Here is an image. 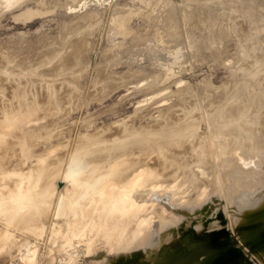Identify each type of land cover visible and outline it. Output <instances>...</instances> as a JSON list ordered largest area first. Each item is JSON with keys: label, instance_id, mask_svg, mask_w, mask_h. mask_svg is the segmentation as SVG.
<instances>
[{"label": "rangeland", "instance_id": "obj_1", "mask_svg": "<svg viewBox=\"0 0 264 264\" xmlns=\"http://www.w3.org/2000/svg\"><path fill=\"white\" fill-rule=\"evenodd\" d=\"M2 1L5 2L0 0V2ZM6 1L10 2L11 6L8 5L9 3L6 4L7 2L4 4L8 5L9 8L12 7V9L10 8V11L7 6L0 5L2 7L0 13L3 16L0 15V84L2 83L0 92L5 94L7 91L5 95L0 93V108H4L3 110L16 108V111L19 112L17 108L23 107L25 105L24 101L22 103L12 102L10 98H13V96L9 98L7 96L8 92L11 90V94L16 95L17 90L22 87L26 89L27 84L31 83L29 81H33V79L36 82L45 81L43 77L39 79L38 76L35 79V76L44 75L46 79L47 75H51L54 77L52 79L57 77L60 79V73L65 74L66 72L63 69H68L67 72H70H66V76H61L64 78L60 79V89L67 90L63 97L64 100L60 104L43 101L41 105L38 104L40 106L38 110L30 106L34 116L29 123L23 126L19 124V129L7 131L5 133L9 134L7 139L0 142L1 147L10 148L0 151V200L15 196L19 190L26 191L31 188L30 191L33 189L40 191L47 181H56L53 182L54 185L56 184V195L55 192L52 195L53 202L50 203L52 206L49 207L50 204L47 206L49 217H46V215L44 219L43 226L45 230L42 231L43 236L41 234V237L38 238L26 237V234L14 232L17 236L24 238L22 246L19 247L18 245L10 255L0 260V264H30L31 259H33L34 264H38V262L44 264L43 261L46 256H53L55 248L51 247V244L56 246L58 242L61 251L59 254L54 251L56 258L54 264H264V232H258L264 217V194H262L264 185L254 187L258 183L257 175L264 172V156H261L264 151V136L261 139L259 136L254 138L256 141L253 140V143L258 142L257 147L256 145L253 147L252 143L250 146H243L245 151L251 149V155L243 156L239 158L240 161L233 164L228 162L223 165V168L229 170L231 176H238L235 179L237 184L243 185L245 183V189L239 188V191L243 193L253 188L254 191L250 194L253 193L256 198H259L257 204L251 207H243L242 210L236 205L226 204V199L221 198L222 192H226L225 186H227L228 177L216 181L215 164L209 159L208 141L197 143L194 146V152L198 153V157L206 163L199 169L197 166L196 173L200 175L199 180L214 187L213 189L208 188L209 192L212 191L213 193L206 194L205 197L207 198H204V202L194 204L195 202H191V200L194 198L192 191L195 190V185L191 184V187H189L190 183L188 185L184 182L179 183V187L185 192L182 200L190 202V205H183L186 208H181L178 215L182 217L176 218L177 222H173L164 231L160 232L159 236H163V238L158 240H164L165 243L162 242L163 244L158 245V248L155 247L157 250L153 249L156 253L150 254L151 252L148 249L139 247L128 254L114 256L115 254H107L106 249H101L100 246H103V242L117 239L115 231L118 228H114L115 223H111V216L105 212L99 222L102 223L103 229L112 232V229H114V232L105 237V231L100 233L99 230L97 232V229L95 231L91 229V223L98 221L99 216H94L100 208L96 205L94 198L85 194L86 189L77 185L73 188H70L72 187L71 184H69L70 187L68 185L72 189L68 195L75 198L78 208L86 210L85 213L77 212L79 222L82 225L81 229L74 234L76 230L74 231L73 227L70 228L71 219L74 216L68 213L66 217H63L68 212L64 209V206H62L60 213H56V209L58 211L59 207V199L67 193L65 186L68 183L66 184V182H69L66 176L63 178V173L69 171L72 165L79 164V181H87L91 176H100V174L102 175V173L109 170L114 160L113 166L115 167H121L122 165L128 167L139 160V158L131 155L128 162L119 164L125 160H121V155L117 158H110L106 156L107 154L99 156L98 153L105 152L103 149H100L97 152L98 155H94L92 158H85L87 155L82 157L84 153L79 152V150L85 138L94 137L100 144H105L112 140L125 138V133L130 129L134 130V134H145L150 130L156 131L161 127L165 128L167 124L169 125L176 118V115L177 117L180 115L179 110L181 109L179 106L182 108V104L187 112L191 111L190 114L201 119L205 116V111L213 112L220 107L221 102H224L227 98L228 93L226 91L228 89L226 86L229 91L232 90L247 71L250 72L252 67L255 68L254 63L264 57V28L254 25L255 21L264 20L262 5L255 3V6L250 7L248 1L245 2L246 0H241L245 5L241 1L240 3L239 0H217L218 2L216 0H214L215 2L206 0L208 5L212 2V5L215 6L216 4V6L209 9L205 2L206 7L203 8L205 10L200 9L193 12L192 16L182 22L180 19L175 20L176 17L172 15H175L174 11L179 13L178 17L180 14H184L182 11L184 9H181V7H185L184 0H37L40 1V6L37 4L39 7L36 5L37 1L35 0H29V2L28 0H17L16 3H14L15 0ZM187 1L188 6L192 1ZM18 2H21L20 5H18ZM15 4L18 6L17 8ZM172 7L174 13L169 10ZM247 8L248 10L252 9V11H247ZM245 11L251 13L250 18L247 17L249 14ZM207 13H210V18L209 16L206 17ZM170 15L175 22H172ZM167 18L170 20L168 21ZM124 20L125 22L122 23ZM75 24H78L80 28L85 25V29L87 24H91L87 25L88 29H86L90 32L85 33L84 27L80 29L78 25L74 27ZM68 27L69 29L72 28L73 32L75 30L76 32L79 31L77 30L79 28V33L82 36H77L76 39V32L73 33L68 30ZM89 27L93 28L89 29ZM121 27L126 31L120 30ZM187 27L190 29L188 32H186ZM118 30H120V34ZM256 30H259L258 36ZM70 31L74 38H69V36H72L71 33L68 35ZM65 32L68 34L66 35ZM79 33L76 35H79ZM128 33L129 35H127ZM85 34L90 38L86 37ZM177 35L179 38H177ZM62 36L69 39V41L66 40L65 43V38L62 39ZM187 36L189 38L188 43ZM254 36L257 41L253 40L255 39ZM71 39L75 42V47ZM134 40L140 41L136 42ZM190 40L193 42L192 51L194 52L191 51L192 54L194 53L193 58L189 56L191 50ZM63 42L65 45H67V42L68 44L71 43V47H69L72 51H70V48L67 51V46H63ZM133 43L137 44L134 45ZM61 46L64 47V52L61 50ZM76 46L77 49L79 47V50H83L82 56L80 53L79 57L81 56L84 60L87 58V62L78 58L79 61H76V63L84 62V64L79 63L77 66L76 63H73L74 58L71 57L76 51H79ZM54 50L56 55H58L57 50H61L65 57H62V54L60 57L63 59L59 55L57 57L58 60H63L62 62L66 60L65 63L56 62L57 58H55L56 60L54 58L49 59V55L50 57L54 56ZM85 51L91 57L85 55ZM52 52L53 55L50 54ZM115 53L117 54L115 55ZM75 54L78 56L79 53ZM47 56L48 62L52 60L49 64ZM83 56L88 57L83 58ZM111 56H113L112 59ZM67 57L68 59L71 57L69 61L66 59ZM105 57L106 59L110 58L111 61L114 58L116 60L114 59L115 62L113 60V63L106 60L109 65L106 64L105 67L104 61L102 62ZM71 59L72 61H70ZM8 60H13V63L9 61L14 66L11 69L8 68L11 66L7 65L9 64ZM23 60L25 62L23 64H27V67L30 66V70H28L30 74L22 76L27 78L28 75H32L31 78L33 79L30 76L28 79H21L22 71L17 68L20 67L19 65L22 64ZM15 62L20 63L17 65ZM50 63L52 65L54 63L62 64L64 68L59 65L60 68L55 70L58 65L55 64V67ZM80 64H82L81 67L84 66L82 68H85L83 69L85 73L80 68ZM72 66H76V68H72ZM85 66H89L88 70ZM59 69L62 72L58 71ZM77 70L80 72L82 70L81 73L85 75L80 74ZM45 71L51 72L46 74ZM75 71L78 73H75ZM172 72L174 74H171ZM56 73H59V75L57 74V76ZM70 73H75L74 76L76 77H73V74L67 76ZM262 74L264 75V73ZM54 75H56V78ZM111 75H114L113 78ZM126 75L129 77L132 75L131 78L134 76L135 79L129 78L128 80ZM48 76L47 79L52 80ZM259 76L258 86H264V76ZM122 77L127 79L123 78V81H118V78L122 80ZM154 77L156 79L152 83ZM115 78L118 82L113 80ZM37 79L39 80L37 81ZM136 79L140 80L139 84ZM179 79L180 85H178ZM25 80H28L29 83L26 84ZM182 80L184 83H181ZM35 81L32 83H36ZM146 81L148 83L145 84ZM3 82L7 83V86ZM65 82L73 83L71 85L75 89L65 85ZM22 83L26 86H22ZM106 83L111 84L107 86L109 87L107 91L103 87L104 85L102 86ZM181 84L183 88L180 87ZM176 86L177 88H175ZM135 88L137 89L135 90ZM101 89H103V92ZM184 89L190 94L195 93L194 96L191 94L192 98L188 92L190 98L184 95V98L186 97L190 101H187V99L185 101L184 98L180 97V93ZM176 91H179L180 95L177 94L178 92L175 93ZM19 92L21 94L22 91ZM164 92H168V96ZM199 93L203 96L200 102L198 98L195 99L200 95ZM175 94L180 98L178 97V99ZM1 96H4L5 99ZM157 98L160 102L155 100ZM179 100L185 102L181 103ZM196 106L199 108H195ZM167 110L168 115L165 114ZM173 110L174 112L177 111L176 114ZM16 111L10 112L7 120L18 123L19 118L22 116L19 117ZM160 111L163 113H160ZM158 114H160V120ZM163 115L167 118H163ZM161 116L166 120L163 121ZM200 132L201 138L207 134L206 124H200ZM0 134L2 133L0 132ZM191 152L188 150L187 154L182 157V166L193 160L196 161ZM8 157L10 160H8ZM156 158L159 159L157 156ZM75 159L77 162H74ZM42 162H45L43 166H41ZM170 169L169 167L167 170L165 169L167 174L170 173ZM54 170H59L58 177H55L57 180L45 176ZM41 171H43L45 177L43 176L42 182H39L40 186L37 184L38 181H36L35 176L37 172ZM180 172L171 176L177 180ZM17 174H23L26 178H16ZM179 180L183 181L182 178ZM218 182H220L219 186L217 185ZM34 183L35 185H33ZM61 184L62 187H60ZM59 190H64L65 193H63L64 191L61 193ZM27 193L29 191H26ZM113 216L114 222L121 219L118 212H115ZM75 217L77 218V215ZM104 218L107 222L103 220ZM156 224L159 223L155 220L153 227L157 231L159 227ZM55 231L59 232L58 235L63 232V238L57 239V235L54 234ZM73 234L76 236L72 237ZM54 239L55 241L52 242ZM89 242L93 245L90 248L91 252L88 253L87 244ZM29 257L31 259L28 263L26 259Z\"/></svg>", "mask_w": 264, "mask_h": 264}, {"label": "bare ground", "instance_id": "obj_2", "mask_svg": "<svg viewBox=\"0 0 264 264\" xmlns=\"http://www.w3.org/2000/svg\"><path fill=\"white\" fill-rule=\"evenodd\" d=\"M4 1L5 2L2 1L3 3L0 2V5L2 4V6L4 5L5 7L7 6V8H9V6H11L10 2H8L6 0H4ZM16 1L17 0H15L14 3H16ZM35 1H37V0H35ZM190 1H192L191 4L187 6L186 3L188 1L184 0L185 4L184 3L183 4L185 7L184 8L181 7V9H184V10H182L184 12L183 15L180 14L178 17L179 13L177 11H174L175 15H172V16L176 17L175 20L180 19L182 22H184L189 16L193 15V12H197L198 10L203 9L204 6L206 7V3H207L206 0H189V2ZM209 1H211V0H209ZM213 1L214 0H212V2ZM236 1H238V0H236ZM240 1L241 0H239V2ZM247 1L249 3L248 5L250 7H252L253 5L255 6V3H257L258 5L261 4L262 5L261 9L264 10V8H263L264 0H246L245 2H247ZM12 2H11V4H13ZM28 2H29V0H28ZM37 2H36V5L39 4L40 1H37ZM212 2L209 5L207 3V6L209 9L216 6V4H215V6H213ZM4 3H6V4L9 3L8 4L9 6L5 5ZM20 3L18 5H20ZM167 3H169V2H167ZM242 3H243V5H245L244 2H242ZM17 4H15V6ZM39 6H40V4H39ZM209 6H211V7H209ZM235 6H236V4H235ZM237 6H238V4H237ZM17 7L18 6H16V8ZM0 8H2V7H0ZM10 8L12 9V7H10ZM11 9H10V11H11ZM172 9H173V7L170 8L169 10H172ZM5 10H6V8H5ZM203 10H205V9H203ZM247 11L250 12V11H252V9L248 10V8H247ZM247 11H245V12H247ZM174 12L172 10L171 13H174ZM249 12H247V13L249 14ZM1 14L2 13H0V15ZM209 14L210 13H207V16L206 15L205 16L208 17ZM250 14L247 17L250 18ZM185 15H187V16H185ZM1 17H3V16L1 15ZM210 17L211 16H209V18ZM168 18H167L168 21L170 19H172V20L174 19L173 17L171 18V15H170V19H168ZM126 20H128V19H126ZM123 22H125V20L122 21V23ZM172 22H175V21L173 20ZM77 25L75 24L74 27H77ZM87 25H86V29H88V26L91 24H89L88 26ZM94 25L95 24L93 23V26ZM254 25L256 27L264 28V20L263 21L262 20L261 21H255ZM84 26H82L80 28L78 25V27L80 29H82ZM121 26H122V24H121ZM79 28H77V30H79V31L76 32V30H75L76 34H78L80 32ZM90 28H93V27H89V29ZM65 29H67V28L65 27ZM86 29L84 27L85 33L90 32V31H87ZM121 29L124 30L122 27L120 28V30ZM68 30H71L72 32L74 31V30H72V28L69 29V27H68ZM120 30H118L119 34H120ZM186 30H187L186 32L190 31V29L188 27ZM71 31L68 34V33H66V32H68L66 30V32H65L66 35L67 34L70 35ZM125 31L126 30H124V32ZM75 32H73V33H75ZM84 32H82V33L84 34ZM91 32H93V31L91 30ZM258 32H259V30H256V35ZM76 34H75L76 39H77V36H82L81 33H79V35H76ZM71 35H72V33H71ZM85 35H87V34H85ZM85 35H84V37H85ZM90 35H92V34H90ZM127 35H129V33ZM177 36H175V37H177ZM62 37H63L62 39L65 38L64 36H62ZM72 37H73V35L69 36V38H72ZM86 37H89V36L87 35ZM114 37H116V36H114ZM177 38H179V36ZM186 38L188 40V41L186 40L188 43L189 42L188 36ZM78 39H79V37H78ZM66 40L69 41V39L65 38V43H66ZM253 40L257 41L256 37ZM71 41H72V39H71ZM131 41H133V40H131ZM134 41L139 42L140 40H134ZM190 42H191V40H190ZM65 43H64V45L62 43L61 44L65 47L67 46L66 49L68 51V48L71 47V45H70L71 43L68 44V42H67V45H65ZM72 43L74 45L75 42L72 41ZM86 43H88V42H86ZM191 43H190L191 50H190V46H189V50H190L189 56L191 58H193L192 56H194V53L193 54L191 53L193 42H191ZM85 44H83V45H85ZM131 44H132V42H131ZM135 44H137V43H135ZM75 45H74V47H75ZM63 46H61L62 47L61 50H63V48H64ZM77 46H76V49H77ZM87 48H89V47L87 46ZM87 48H85V49H87ZM61 50H57L59 57L62 54ZM77 50H79V47ZM80 50H79L80 52L79 51L75 52L77 54L79 53L78 56L75 53H74V55H76V57H74V55L71 56L75 60V61L73 60L74 61L73 63H76V61H79V59L81 58L83 50L82 49H80ZM89 50H91V49H89ZM58 51H60L61 53H59ZM64 51H65V49L63 50V52ZM70 51H72L71 48H70ZM192 52H194V51H192ZM54 53L53 52L50 53L52 55L54 54V56L50 57V55H49V59L57 58V60L55 59L56 62H58V63L62 62L63 60L62 61H60V59L58 60V57H57L58 55H56L55 50H54ZM71 53H73V52H71ZM71 53H68V54L72 55ZM80 53H81V56L79 57ZM85 53H86V51H85ZM116 54L117 53H115V55ZM70 55H68V56H70ZM85 55H88V54L86 53ZM113 55H114V53H113ZM263 55H264V52H263ZM84 56H83V58H86L89 55L86 57H84ZM62 57H65V55L63 56V54H62ZM62 57H60V58L63 59ZM71 57H69V59ZM89 57H91V56H89ZM112 57L113 56H111V59H112ZM114 57H116V56H114ZM118 57H119V55H118ZM118 57H116V58H118ZM66 59L69 61L68 57ZM108 59H110V58L106 59V57H105V59L102 60V62L104 61L105 67L109 61L112 62L115 58L112 61H111V59L110 60H108ZM80 60L86 61L87 58L85 60L81 58ZM115 60H114V62H115ZM9 61H11L13 63V60H8V63H9ZM50 61L52 62V60H49V62ZM65 61L66 60H64V62H62V63H65ZM70 61H72V59ZM23 62H24V60L22 61V64L19 65L20 67L18 66L19 68H17V69H20L22 71V73L20 75L21 79L23 78L22 80H24L26 78V77H24L25 75L30 74V72H28V70H30L29 69L30 66L28 65V67H27V64H23ZM47 62H48V56H47ZM49 62H48V64H49ZM12 63L7 64V65H11L10 67H8L7 65L6 66L11 69L12 67H14V66H12ZM18 63H20V62H15V64H17V65H18ZM58 63H54L53 65L51 63L50 64L52 66H55V67H56L55 64H57L58 67L56 69L54 68L55 70H57L58 68H60L59 65L62 66V64H58ZM79 63L84 64V62H78L75 65L77 66ZM82 64H80V68L84 67V66L81 67ZM86 65H88V64L86 63ZM99 65H98V67H99ZM102 65H103V63H102ZM107 65H109V64H107ZM6 66H5V68H7ZM76 66H72V68H76ZM253 66H255V68L252 67L251 69L254 68V70L251 71V69H250V72L247 71V73L242 77V79L239 80L238 84H235V87L232 90L229 91V88L226 86V88L228 89V91H226V92L228 94H227V98L225 99V101L221 102L220 107L217 108L215 111H213V112H206L205 111V114H204L205 116L202 119L199 117H195L192 114H190L189 112H191V111L187 112L185 110V107L183 108V104H182V108L179 106V108L181 109V110H179L180 115L178 117L176 115V118L173 121H171V123L169 125L167 124L165 126V128L161 127L160 129H158L156 131L150 130V131L146 132L145 134H143V133L134 134V130L130 129L125 133V138L112 140L111 142H108L105 144H100L97 140H95L94 137L85 138L82 142L83 145L81 146V148L79 150V152L82 151L84 153L82 155V157L87 155L85 158H92L94 155L99 154V156H101L103 154H107L106 156H108L110 158H117V156L121 155L120 156L121 160L122 159H125V160L119 164H122L124 162H128L130 160L131 155L132 156L134 155L135 158H139V160L135 161L133 164L129 165L128 167H125L123 165L121 167H115V166H113V164L115 163V160H114L113 163L110 165L109 170L102 173V175L100 174V176H91L87 181H79V176H78V170H79L78 165L79 164L72 165V167L69 169V171H67L66 173H63V176H64L63 178H65V176H66L68 178V181H69V182H66V184L68 183L67 185L64 183L66 185V186L65 185L64 186H65V191L67 192L66 194L68 197L66 196V194L64 195L66 197H64L63 195L61 197L60 195H61L62 191H64V190H62V191L59 190L61 192V193L59 192L60 193L59 196L61 197V199H59V201H60L59 207H58V211L56 209V213L57 214L60 213L62 206H64V209L68 212H66L65 216H63V217H66L68 213H70L74 216L71 219L72 222L70 223V228L73 227L74 231L76 230V232L74 234H76L77 231L81 229L82 225L79 222V218H78L79 216H78L77 212L85 213L86 210L81 209L80 207L78 208V205H77L78 203L76 202L75 198L73 196L68 195L69 192L72 190L70 188H73L75 185H77L81 188L86 189L85 194L90 195L91 198H94L96 200V205L99 206V208H100V210L97 212L96 216H94V217L99 216L97 222L101 221L102 214L103 213L105 214V212H107L108 215L111 216V218H112L111 223L112 224L115 223L114 228H118L117 231H115V236L117 237L118 240L117 239L113 240V241L107 240L106 242H103L102 243L103 246L102 245L100 246L101 249H103V250L106 249L107 254H112V255L115 254L114 256H116V255L118 256L119 254H121V255L122 254L123 255L128 254L130 251L136 250L139 247H144L145 249H148L151 252L150 254L156 253L153 251V249L155 247L158 248L159 247L158 245H160L162 242L165 243L164 240H162V241L158 240V239L163 238V236H161V237L159 236L160 232L164 231L173 222H177L178 220L176 218L182 217V216H178V215L181 212V210H180L181 208H186L183 205H186V206L190 205V202H186V201L182 200V196L185 194V192H183L181 187H179V183L184 182L187 185H188V183H190L189 187H191V184H193V186L195 185V187H194L195 190L192 191V195L194 196V198H192L193 200H191V202H195L194 204H199L201 202H204L203 201L204 198H207V197H205V195L208 193L209 194L213 193L212 191L209 192L208 188L211 187L213 189L214 187L212 185L208 184L207 182H203V181L199 180L200 175L198 173H196V170H198L199 168L204 166L206 163H205V161L201 160L200 157H198V153H195L193 149L195 148L194 146L197 143H202L203 141H208V146H209L208 149L210 151V156L209 155L208 156H209V159L212 162H214V164H215L214 166H215V172H216V176H215L216 181H218V180L220 181L221 179H224L226 176L228 177L227 186H225L226 192H222V196H221V198L223 197L224 199H226L225 200V201H227L226 204L229 205V203H230V205L231 204L236 205L237 207H239V209L246 207V206L251 207V206L257 204L259 201V198H256L253 193L250 194L251 192L254 191L253 188L250 189L249 191L246 190L245 192L242 193L238 189L239 188L245 189L244 188L245 183H243V185L237 184L235 179L238 178V176H231L229 170L223 168L224 163L226 164L229 162V163L233 164L236 161H240L239 158H242L243 156L251 155V153H252L251 149L249 151H247V150L245 151L243 149V146L244 145L250 146L252 143L253 147H254V145H256V147H257L258 142L253 143V140L256 141L254 138H257V136H259L261 139L264 136V86H258L259 85L258 78L260 77L259 75L264 76L262 74V73H264V57L261 58V60L255 62ZM15 67H17V66H15ZM62 67H61V69H62ZM85 67H87V66H85ZM88 67L86 68V70H88ZM105 67H103V68H105ZM49 68H50V66H49ZM80 68H78V69L80 70ZM83 69H85V68H82V70ZM9 70H7V72H9ZM67 70L63 69V71H66V72H67ZM82 70H81V72H82ZM10 71H12V70H10ZM58 71L62 72V70H60V69ZM77 71H75V73ZM170 71H172V70H170ZM49 72H51V71H49ZM49 72L45 71L44 73L47 74ZM66 72H65V74H66ZM68 72H70V71H68ZM78 72H80V71H78ZM81 72H80V74L85 73L84 70H83L84 73H81ZM40 73H43V72H40ZM59 73H56V75L57 74L59 75ZM75 73H72L73 77H76V76H74V75H76ZM37 74H39V73H37ZM60 74H61V76H64V77L66 76L65 74H62V73H60ZM72 74L70 73L67 76H70ZM171 74H174V73L172 72ZM22 75H24V76H22ZM41 75H43V74H41ZM56 75H54L55 78H56ZM128 75H126V76L129 80V78H131L132 75H130V77ZM29 76L31 78L32 75H28V77ZM38 76H39V79H41L43 77V79L45 81H43V80L38 81L39 79H37L38 82H36L33 78H31L36 83H32L33 81L30 79H29L30 80L29 82H31V83H29L28 80H25L26 84H27V82L29 83V85L27 84L28 87L26 85H23L24 82L22 83V86H26V89H25V87L23 88L20 85V87H22L23 89L22 88H20V90L16 89L17 90L16 95L14 93L11 94L12 93L11 90H10V92H8L7 96L9 98H10V96H13V98H10L12 102H15V103L21 102L22 103L24 101L23 103H25V105L21 108H17V110H19V112L16 111V108H12L11 110H3L4 108H2V107L0 108V117H1L0 118V132L2 133V134H0V142H4V139H7V136L9 135V134H5L7 131L19 129V124H21V126H23L26 123H29L30 119L34 116V114L30 110V106H33L36 110H38L40 108L39 105H41V103L43 101H48L50 103L60 104L64 100L63 97H64V94L67 90H65L64 88L60 89V82L64 77L62 78L59 75L60 79L61 78L62 79L60 80L57 77L59 79L58 80L57 78L52 79L54 77L51 75H49V76L47 75L48 78L52 79V80H48L47 76H46V79H47L46 80L44 78V75L43 76L37 75V76H35V79H36V77L38 78ZM113 76H112V78H113ZM28 77L26 79H28ZM123 78H126V77H122V80H121V78L120 79L118 78V81L119 80L123 81ZM136 78H137V76H136ZM116 79L117 78H115L113 80L116 81ZM131 79H135V77L133 76V78H131ZM155 79L156 78L154 77V80L152 81V83L155 81ZM137 80L138 79H136V81ZM149 80L151 81L150 78H149ZM169 80H170V78H169ZM118 81H116V82H118ZM139 81L140 80H138V84L140 83ZM143 81H144V79H143ZM147 81L144 83L145 84L148 83ZM164 81H165V79H164ZM128 82H131V81H128ZM128 82L126 83V85L128 84ZM141 82H142V80H141ZM172 82H175V81H172ZM179 82H180V79H179L178 83ZM182 82H183V80L181 81V83ZM112 83H114V81H112ZM152 83H150V84H152ZM3 84H5V83L3 82ZM64 84L67 85L68 87H71L72 89H75V87H72V85H71L73 83L70 84L68 82H65ZM75 84H74V86H75ZM106 84H108V83H106ZM106 84H102V86L104 85L103 87L107 91L109 89V87H107V86H109L111 84H108V85H106ZM122 84H124V82H122ZM187 84H186V86H189ZM5 85H3V86H5ZM8 85H11V84H8ZM124 85H121V86H124ZM178 85H180V83ZM94 86H96V85H94ZM103 87H101V88H103ZM180 87L183 88L182 84ZM180 87H178V89H180ZM119 88H121V87H119ZM137 88H135V90ZM175 88H177V86ZM189 88H191V87L189 86ZM0 89H1V86H0ZM18 89H19V87H18ZM103 89H101L102 92H103ZM224 89H225V87H224ZM187 90H189V89H187ZM19 91H22L21 94ZM168 91H170V90H168ZM79 92H81V91L79 90ZM183 92H186V93L183 94ZM183 92L180 93L183 97L179 94V91H176L175 93L179 94L181 98H184V95L188 96V94L189 95L192 94V93L190 94L188 91H186V89H184ZM187 92H188V94H187ZM192 92H195V91H192ZM164 93L167 94V96H168V92H164ZM3 94H4V92H3ZM3 94L1 93V95H3ZM5 94H7V91ZM170 94H173V93H170ZM177 94H175V96ZM194 94H192V95L194 96ZM192 95L190 96L191 98H192ZM154 97H155V95H154ZM176 97L178 98L179 96H176ZM2 98H4V96ZM173 98H174V96H173ZM197 98H198V101L200 102L201 99L203 98V96L200 94L199 96L195 97V99H197ZM166 99H168V98H166ZM186 99H187V101H190L186 97L183 100L186 101ZM155 100H158V98ZM180 100H179V102L183 101V100H181V101ZM150 101H152V100H150ZM158 102H160V101L158 100ZM184 102H181V103H184ZM137 103H136V105H138ZM144 103H145V101H144ZM140 108H141V106H140ZM172 108H175V107H172ZM176 108H178V107H176ZM195 108H199V107L196 106ZM13 111H16V113L19 114V117H20V115L22 116L21 118H19L20 121L18 123H13L12 121L7 120L8 114H10V112H13ZM161 111H160V113H163ZM170 112H171V108H170ZM173 112H174V110H173ZM175 112H177V111H175ZM192 112H193V110H192ZM167 113H168V110L165 114H167ZM164 115H163V118H167L166 116L164 117ZM159 118H160V114H158V119ZM161 118H162V116H161ZM196 118H197V120H196ZM165 120L166 119H163V121H165ZM156 121H157V119H156ZM202 123L206 124V132H207V134L203 138H201V132H200V124L202 125ZM8 149H10V148H4V147L0 146V151H4V150H8ZM100 149H103L105 152H103L101 154L100 153L97 154V152ZM188 150L192 151L191 155L196 161L193 160L189 164L182 166L181 165L182 157L185 154H187ZM156 156L159 159H157ZM261 156H264V151L262 152ZM8 160H10L9 157H8ZM49 160H51V159H49ZM74 162H77V160L75 159ZM44 163L45 162H42L41 166H43ZM197 166H198V169L196 168ZM168 167L171 168L169 171L170 172L169 174H167L165 171V169L167 170ZM179 171H181L179 173L180 176H178V179L175 180V178H173L171 175H175ZM58 172H59V170H54L50 174H46L45 176L53 177V179H54L55 177L56 178L58 177ZM36 174L37 175L35 176V178H36V181H38L37 184H39V182H42V180L45 176H44L43 171L37 172ZM64 174H66V175H64ZM15 177L19 178V179L26 178V176H24L23 174H17ZM180 178H182L183 181L179 180ZM257 179H258V183L254 187H257L261 184L263 186L264 185V172H260L257 175ZM63 181H65V180H63ZM53 182H54V180L50 181V182L47 181V183H45L43 185V187L40 189V191H38L36 189H33L32 191H30L31 188H29V190H26V191H29V193L26 194V191L19 190L18 194H16L15 196L0 200V260L4 259L8 255H10V253L18 245H19V247L22 246L24 238L17 236L14 232H16V233L18 232L20 234H22V233L26 234V237L30 236V237H37L38 238L41 234L43 236L42 231L45 230L44 229L45 227L43 226L44 221H45L44 219H45L46 215H47L46 217H49V213H48L49 209L47 210V206L51 202H53L52 195L55 192V185L56 184L54 185V183L56 181L54 183ZM69 184H71L72 187H70ZM219 184H220V182L217 183L218 186H219ZM33 185H35V183ZM68 185L70 188L68 187ZM259 187H261V186H259ZM65 191L63 193H65ZM194 193H195V195H194ZM256 193H257V191H256ZM262 194H264V192H262ZM55 195H56V192H55ZM152 201H154L152 204H148ZM50 206H52V205L50 204L49 207ZM115 212H118V214L121 217V219L120 220L117 219L116 222H114V219H113L114 218L113 214ZM76 215H77V218L75 217ZM232 215H234V214H232ZM236 217H234V218H236ZM103 220H105V218ZM123 220H125V221H123ZM155 220L157 223H159L158 225L156 224L157 227H159V229L157 231L153 227V223ZM97 222L91 223V225H92L91 229L92 230L94 229V231H95L97 229V232L99 230L100 233H102V231H105V235H104L105 237H107L110 233L114 232V229H112L113 232L110 230H107V229H103L104 227H102L101 222L94 225ZM71 224H72V226H71ZM211 228H210V230H211ZM213 229H215V228H213ZM54 234L57 235V239H61L64 236L63 232L60 233L61 235H58L59 232L55 231ZM74 234L72 235V237L76 236ZM98 236H100V234H98ZM53 241H55V239L52 240V242ZM165 241H166V239H165ZM52 242H49V243H52ZM166 243H167V241H166ZM58 244H59V242H58ZM58 244H56V246H53V244H51V247L55 248L53 250V256H50V255L46 256L44 261H43L44 264H54L55 259H56L54 254L55 253L59 254L61 251V249L58 247ZM92 245L90 244V242L87 244L88 253L91 252L90 248ZM48 251L50 252V250H48ZM54 251H55V253H54ZM29 259H31V258L29 257L28 259H26V261L28 262ZM31 260L32 261H30V264H34L33 259H31ZM38 264H41V262L40 263L38 262Z\"/></svg>", "mask_w": 264, "mask_h": 264}, {"label": "water", "instance_id": "obj_3", "mask_svg": "<svg viewBox=\"0 0 264 264\" xmlns=\"http://www.w3.org/2000/svg\"><path fill=\"white\" fill-rule=\"evenodd\" d=\"M60 187H62V184L60 185ZM258 232H264V217L262 219Z\"/></svg>", "mask_w": 264, "mask_h": 264}]
</instances>
